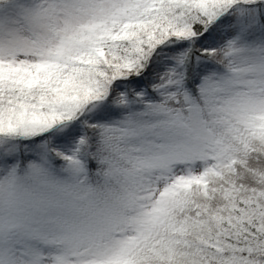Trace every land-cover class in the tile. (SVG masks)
Segmentation results:
<instances>
[{
  "label": "snow or ice",
  "instance_id": "snow-or-ice-1",
  "mask_svg": "<svg viewBox=\"0 0 264 264\" xmlns=\"http://www.w3.org/2000/svg\"><path fill=\"white\" fill-rule=\"evenodd\" d=\"M0 264H264V0H0Z\"/></svg>",
  "mask_w": 264,
  "mask_h": 264
}]
</instances>
